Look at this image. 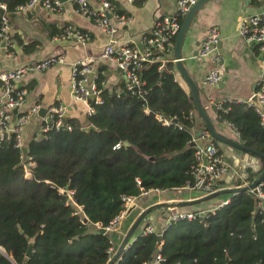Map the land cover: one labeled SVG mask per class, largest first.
Wrapping results in <instances>:
<instances>
[{
  "label": "trees",
  "instance_id": "1",
  "mask_svg": "<svg viewBox=\"0 0 264 264\" xmlns=\"http://www.w3.org/2000/svg\"><path fill=\"white\" fill-rule=\"evenodd\" d=\"M26 1L0 4L11 15ZM63 29H51L50 38ZM33 45L25 46L24 53ZM173 65L169 62L160 69L158 63L141 65L136 91H128L126 84L118 92L102 90L100 104L93 106L83 124L66 119L70 131L51 130L33 137L24 154L14 147L13 136L0 142V248L13 264H107L116 251L114 231L102 235L97 226L104 229L118 216L121 197L138 203L141 197L149 201L153 192L192 186L190 144L196 111L186 85L185 90L174 81ZM256 90L261 91L258 86ZM215 114L232 127L241 147L264 156V127L252 107L226 102ZM157 116L170 124L162 125ZM88 127L93 130L84 132ZM202 131L207 132L204 125ZM119 143L120 148L113 150ZM259 185L264 199V178ZM59 190L72 193L86 224L72 216ZM228 198L229 203L214 212L164 229L160 250L156 235L141 233L148 216L165 212H149L132 236L140 233L113 264H151L156 254L163 260L160 264H264V210L252 193ZM137 203L129 214L140 210ZM0 264L10 263L0 255Z\"/></svg>",
  "mask_w": 264,
  "mask_h": 264
},
{
  "label": "crops",
  "instance_id": "2",
  "mask_svg": "<svg viewBox=\"0 0 264 264\" xmlns=\"http://www.w3.org/2000/svg\"><path fill=\"white\" fill-rule=\"evenodd\" d=\"M60 2H62L61 8L53 14H49L40 8L11 14L8 19L12 45L10 49H0V74L47 58L62 57L64 61L63 64H54L43 72L31 73L16 86L17 90L25 93L24 103L19 109V113L23 114L31 107L39 106L35 116L23 129L24 149L33 137H39L40 129L47 121L46 110L52 105H64L68 119L74 118L81 124L84 123L85 107L80 103L73 102L70 97L69 70L71 64H90L95 74L94 77H97L98 81L102 83L105 91L118 92L120 86L125 85L123 76L113 65L98 59L99 53L106 43V36L91 22L78 15L71 5L63 0ZM109 2L115 10L121 12L120 15L128 17L129 20L127 26L116 34L117 47L126 46L140 49L141 39L150 34L156 23L175 15V0H134L135 4L134 2L128 4L125 0H109ZM263 12L264 0H209L193 16L180 47V63L197 90L200 105L214 132L235 143H237L236 133L226 123L216 121L218 119L215 110L212 111L211 107L213 104L221 106L226 102H247L256 90V83L264 79V53L259 52L255 45H246L237 34L238 24L241 20L258 16ZM182 21L183 19H180V26ZM66 26L88 34L90 37L88 45L81 47L73 43L52 42L54 36L52 38L49 36L51 29L52 31L54 29L59 30ZM211 28H214L219 36L215 55L217 57L216 66L220 75L219 83L222 86L215 89H207L202 86V80L211 66L207 62L198 61L196 57L200 43ZM174 41L175 39L173 44ZM29 44H34V49L24 53V47ZM172 47L168 48L163 55V65L169 62L173 63ZM173 76L174 81L186 90L184 81L175 67ZM76 104H80L83 110H80ZM39 110H44V115H38ZM196 114L193 116V139H197L204 125ZM217 148L229 165L228 174L220 181L223 187L244 186L250 183L263 169L258 159L256 161L258 166L254 171L247 168V175L242 178L243 180L240 178L235 180L240 166L231 164V158L235 155L236 161L241 164L238 159L239 152L234 154V150L221 144H218ZM176 192L178 196L173 194L175 191L153 192L154 196H151L149 201L144 202L155 205L185 202L191 200L190 198L196 199L195 195L187 190L181 189L176 190ZM227 199L229 200L228 195H223L220 202ZM154 200L157 201L153 202ZM210 201L179 207L174 209V212H206L217 205ZM137 212L135 210L123 218L118 229L114 231L112 240L114 249H117L131 222L138 215ZM168 213L169 210L160 216L152 214L146 218L144 223L155 230L162 229ZM139 233L136 231L130 242Z\"/></svg>",
  "mask_w": 264,
  "mask_h": 264
},
{
  "label": "built area",
  "instance_id": "3",
  "mask_svg": "<svg viewBox=\"0 0 264 264\" xmlns=\"http://www.w3.org/2000/svg\"><path fill=\"white\" fill-rule=\"evenodd\" d=\"M74 8V11L85 20L91 22L102 34L106 36V43L99 53L98 59L102 62H108L115 67L125 80L126 89L128 91H136L139 88V81L136 72L143 64L158 63L159 69L163 66V55L168 48L173 46V40L176 38L180 29V19H184L188 11L193 7L196 0H175V15L171 18L163 19L156 23L150 34L141 39V48L119 46L117 47L116 34L128 24V17L118 15L114 6L109 0H63ZM126 3L132 4L134 0H125ZM62 2L60 0H27L24 4L15 8L16 12H26L34 8H40L49 14L59 11ZM0 10L3 15L0 16V49H10L12 45L9 19L6 16L5 6L0 4ZM237 34L239 38L248 46L255 45L259 52L264 53V12L258 16L243 19L238 24ZM90 37L88 34L70 26L64 27L59 36H54V43H73L81 47L88 45ZM219 36L214 28L207 31L203 41L200 43L199 50L196 54L198 61L207 62L211 69L206 73L202 80V86L211 89L216 87L220 82L219 69L217 68V57L215 55L216 45ZM174 63V61H172ZM62 57L47 58L40 62L24 65L12 70H8L0 74V142L7 141L13 136L14 147L22 150L23 139L22 132L24 127L35 116L39 106H33L25 113H19V109L23 106L25 93L16 89V86L31 73H40L48 69L54 64H63ZM90 64L75 63L70 65L69 70V88L70 97L73 102L82 104L85 107V117L93 114V106L100 104V93L103 90L102 83L97 84L98 79L94 77ZM260 87L261 91H255L245 104L252 107L258 116L259 124L264 127V79L256 83V87ZM141 92L138 90L137 94ZM255 99V103L251 99ZM214 109H220L219 104H213ZM12 111H16L14 121ZM47 121L40 129V134L51 130L70 131V126L66 119L67 111L64 105L56 104L50 106L46 110ZM156 119L164 126H168L171 120L157 116ZM230 127V126H229ZM232 128V127H231ZM180 129V127H178ZM235 132V131H234ZM237 135V134H236ZM125 142L121 147H124ZM193 159L194 163L190 169L192 177V186H186L184 190L197 194L196 198L210 195L221 189H230L241 186L219 185V182L228 174L229 165L225 157L219 152L216 145L210 139L208 132L202 131L197 139H192ZM120 148V143L112 149ZM28 166L24 167L25 175L28 176ZM249 184V183H248ZM246 184V185H248ZM245 186V185H244ZM252 193L256 199V205L260 210H264V199L260 192V185L253 190ZM142 192L141 195H145ZM59 195L65 198V206H71L72 216L78 218L82 224H86V219L82 214L81 207L77 206L71 199L70 191L59 190ZM123 202L122 211L118 216L102 229L97 226L98 230L105 232L115 231L121 220L125 217L127 210L134 206L135 199L130 197H121ZM229 203V200L219 202L212 209L201 213H177L174 209H169V213L165 219L161 231H156L147 226L142 231V235L154 234L158 240V250L162 246L161 234L163 230L174 223L181 221H193L199 219L207 212H214ZM133 241V240H132ZM131 241V242H132ZM0 255L13 264L9 257L0 248ZM162 258L156 254L151 260V264H160ZM178 264V263H175Z\"/></svg>",
  "mask_w": 264,
  "mask_h": 264
},
{
  "label": "water",
  "instance_id": "4",
  "mask_svg": "<svg viewBox=\"0 0 264 264\" xmlns=\"http://www.w3.org/2000/svg\"><path fill=\"white\" fill-rule=\"evenodd\" d=\"M209 0H196L195 4L193 5V7L188 11V13L186 14V16L184 17L179 32L175 38L173 47H172V57H173V61H174V67L175 70L177 71V73L179 74V76L181 77V79L184 81V84L187 87L188 90V94L190 96V98L192 99V102L194 104L195 107V111L197 113V115L199 116V118L202 120L205 128L207 129V132L209 134L210 139L213 142H216L218 144L221 145H225L227 147H229L230 149L246 154V155H250L253 156L259 160H262L264 162V156L255 153L253 151L247 150L243 147H241L239 144L226 140L222 137H220L218 134H216L213 130V127L211 126L209 120L206 117V114L204 113V110L202 109L200 102H199V98H198V93L197 90L195 88V86L192 84V82L189 80L185 70L183 69L181 63H180V47L182 45L183 42V38L184 35L186 33V30L193 18V16L195 15V13L198 11V9L204 5L205 3H207ZM3 11L0 10V16L3 15ZM6 16L9 18L10 15L6 14ZM222 86L220 83L216 85V87H213L212 89H215L217 87ZM251 101H253L255 103V99L252 98ZM212 111H214V107H211ZM44 110H39L38 115L41 114L44 115ZM16 114V111H12V119L11 121H14V116ZM217 122H220L218 120H216ZM89 130H93L91 127L85 128L83 129L84 132H87ZM190 146L192 147L193 144H190ZM21 152L24 154L25 153V149H22ZM20 165H18L19 167ZM27 169V168H26ZM264 178V165H263V169L261 170V172L248 184L245 186H241V187H233L230 189H221L219 191H216L210 195L201 197V198H196L193 200H189V201H185V202H174V203H169V204H165V203H161V204H155L152 205L148 208H146L145 210L141 211L139 213V215L136 217V219L133 221V223L130 225V227L128 228V230L126 231V233L124 234L120 244L118 245L115 253L112 255V257L109 259L107 264H113L115 262V260L119 257V255L121 254V252L124 250V248H126V246L128 244H130V239L132 236L133 231L136 229V227L139 225L140 221L142 220V218L148 214L151 211L154 210H158V209H176L179 207H184V206H192V205H196V204H200V203H204L207 202L209 200H212L214 198H217L219 196H223V195H229V196H234L238 193H243V192H248L253 190L256 186H258L260 184V182L262 181V179ZM219 185H222L219 182ZM134 208V206H131L128 210L126 214H129V212ZM99 234H104V230H98ZM19 234H21V231H19ZM31 247H29L27 249L26 252V257L30 256V249Z\"/></svg>",
  "mask_w": 264,
  "mask_h": 264
},
{
  "label": "rangeland",
  "instance_id": "5",
  "mask_svg": "<svg viewBox=\"0 0 264 264\" xmlns=\"http://www.w3.org/2000/svg\"><path fill=\"white\" fill-rule=\"evenodd\" d=\"M77 106H78V108L80 109V110H83V107L80 105V104H76ZM236 153H238L237 151H234V154H236ZM239 154V156H238V159H239V161H240V163L241 164H239L238 163V161H236V159H237V157L234 155L232 158H231V164L233 163V165L234 166H240V168H239V173L236 175V178H235V180H237L238 178H240L241 180H243L242 178H244L245 177V175H247V168H249L251 171H254L256 168H257V163H256V161L258 160L257 158H255V157H253V156H250V155H246V154H243V153H238ZM249 161V163H246V162H248ZM249 170V171H250ZM175 196L178 194L176 191H175V193H173ZM193 195H195L196 197H197V194H193ZM178 196V195H177ZM142 198H145V197H141V199H140V201L137 203L136 202V200H135V202H134V205H135V203H137L136 205H137V209L139 208L140 210L137 212L138 213V215H139V213L141 212V211H143V210H145L146 208H148V207H150V206H152V205H149L150 203L148 202V203H145L144 201H146L145 199H142ZM222 198V196H219V197H217V198H214V199H212L210 202H213L214 203V205H216V204H218L219 202H220V199ZM191 200H193L192 198H190ZM157 200H154L153 202H156ZM153 202H151V203H153ZM210 204H212V203H210ZM136 206H134V208H135ZM168 209H162V212H165V211H167ZM154 213V212H153ZM137 215V216H138ZM136 216V217H137ZM160 216V215H159ZM136 217L134 218V220L136 219ZM133 220V221H134ZM133 221L131 222V224L133 223ZM130 224V225H131Z\"/></svg>",
  "mask_w": 264,
  "mask_h": 264
}]
</instances>
